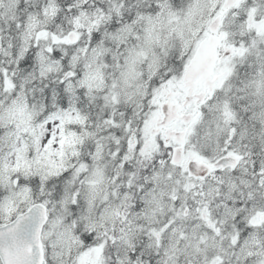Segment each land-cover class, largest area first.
<instances>
[{
  "label": "snow or ice",
  "instance_id": "obj_1",
  "mask_svg": "<svg viewBox=\"0 0 264 264\" xmlns=\"http://www.w3.org/2000/svg\"><path fill=\"white\" fill-rule=\"evenodd\" d=\"M0 264H264V0H0Z\"/></svg>",
  "mask_w": 264,
  "mask_h": 264
}]
</instances>
